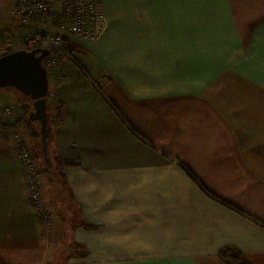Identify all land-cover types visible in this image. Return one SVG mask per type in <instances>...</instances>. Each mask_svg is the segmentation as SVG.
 Masks as SVG:
<instances>
[{"label":"crops","instance_id":"obj_1","mask_svg":"<svg viewBox=\"0 0 264 264\" xmlns=\"http://www.w3.org/2000/svg\"><path fill=\"white\" fill-rule=\"evenodd\" d=\"M102 4L78 66L47 73V160L25 125L47 235L0 121V264H264V0Z\"/></svg>","mask_w":264,"mask_h":264},{"label":"built area","instance_id":"obj_2","mask_svg":"<svg viewBox=\"0 0 264 264\" xmlns=\"http://www.w3.org/2000/svg\"><path fill=\"white\" fill-rule=\"evenodd\" d=\"M10 16L14 25L3 37L0 56L19 51L39 56L41 51H46L47 55L41 60L46 74L59 62L78 66L75 43L97 41L106 27L102 0H16ZM25 105L24 101L0 103V121L18 127L14 149L20 161L28 203L47 235L51 213L42 197L41 174L34 154L24 137L28 120Z\"/></svg>","mask_w":264,"mask_h":264},{"label":"water","instance_id":"obj_3","mask_svg":"<svg viewBox=\"0 0 264 264\" xmlns=\"http://www.w3.org/2000/svg\"><path fill=\"white\" fill-rule=\"evenodd\" d=\"M47 55L41 51L15 52L0 56V89H14L31 102L28 121L39 125L40 144L44 159L47 160L49 137L47 121L48 79L41 60Z\"/></svg>","mask_w":264,"mask_h":264},{"label":"trees","instance_id":"obj_4","mask_svg":"<svg viewBox=\"0 0 264 264\" xmlns=\"http://www.w3.org/2000/svg\"><path fill=\"white\" fill-rule=\"evenodd\" d=\"M21 97L23 99L29 101L28 98H26V97H24L22 95H21ZM29 103L31 104L30 101H29ZM29 111H30V105L27 104V105H25V112H26L27 116H28ZM30 124H31V122H29L27 120V122H26L27 129H28V127H30ZM59 166H61V165H59ZM219 256L227 264H247L244 261V259L240 256L239 253L238 254L237 253H227V251H226V252L220 253Z\"/></svg>","mask_w":264,"mask_h":264},{"label":"rangeland","instance_id":"obj_5","mask_svg":"<svg viewBox=\"0 0 264 264\" xmlns=\"http://www.w3.org/2000/svg\"><path fill=\"white\" fill-rule=\"evenodd\" d=\"M19 95V93H17L15 90H2V89H0V96L2 97V98H5V96L7 97L8 96V98L7 99H3V102H9L10 100H13L14 98L16 99V96H18ZM20 101H24L25 103H27V104H29V101H27V100H25V99H22V100H20ZM26 104V105H27ZM28 132H29V129H28ZM41 156H37L36 157V160H37V163L39 164V167L42 169V170H44V167H43V165H42V160H41Z\"/></svg>","mask_w":264,"mask_h":264}]
</instances>
